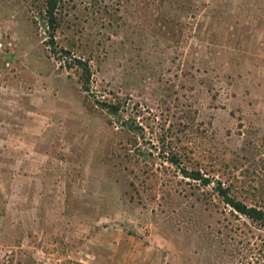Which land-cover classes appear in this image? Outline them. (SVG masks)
<instances>
[{"label":"rangeland","instance_id":"374dc122","mask_svg":"<svg viewBox=\"0 0 264 264\" xmlns=\"http://www.w3.org/2000/svg\"><path fill=\"white\" fill-rule=\"evenodd\" d=\"M45 3L0 0V264H264L216 189L264 212V0Z\"/></svg>","mask_w":264,"mask_h":264},{"label":"trees","instance_id":"16d2710c","mask_svg":"<svg viewBox=\"0 0 264 264\" xmlns=\"http://www.w3.org/2000/svg\"><path fill=\"white\" fill-rule=\"evenodd\" d=\"M60 0H46L45 3V14L47 17V45L54 46L55 44V32L59 26V19L57 16V6ZM62 52L65 54H68L69 51L62 49ZM72 64L79 66L83 72L84 76V83H85V90H87L86 87L87 84L90 81V68L86 61H83L79 58L72 57ZM100 106L102 108L108 109L109 111H116L117 106L114 105H108L105 102H99ZM172 163H177V160L173 157L170 158ZM185 175L192 177L193 179L201 180L203 183H208V179L206 177L201 176L198 172H191L188 173L184 170ZM219 195L223 197V200L228 203L235 211L251 218L252 220H263L264 212H262L260 209L254 207V206H248L244 202L235 199L232 196H229L228 191L226 188L222 187V185H218L216 187Z\"/></svg>","mask_w":264,"mask_h":264}]
</instances>
